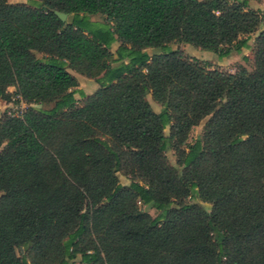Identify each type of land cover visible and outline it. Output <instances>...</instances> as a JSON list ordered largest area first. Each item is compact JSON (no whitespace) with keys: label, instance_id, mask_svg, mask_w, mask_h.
<instances>
[{"label":"trees","instance_id":"trees-1","mask_svg":"<svg viewBox=\"0 0 264 264\" xmlns=\"http://www.w3.org/2000/svg\"><path fill=\"white\" fill-rule=\"evenodd\" d=\"M260 26L251 70L169 46L224 58ZM69 69L98 88L76 90ZM12 94L52 105L0 117V264H264V9L0 0V100Z\"/></svg>","mask_w":264,"mask_h":264},{"label":"rangeland","instance_id":"rangeland-1","mask_svg":"<svg viewBox=\"0 0 264 264\" xmlns=\"http://www.w3.org/2000/svg\"><path fill=\"white\" fill-rule=\"evenodd\" d=\"M12 3H30L32 0H8ZM235 1L238 3H241L242 0H229ZM248 7L252 9H264V0H248ZM89 18L91 20H97L101 21L103 18L100 15H89ZM262 28L260 26L255 32L251 33L249 35L248 40V47L242 48L240 52H231V54L224 58H219L216 53H213L211 51L203 50L198 47L192 46L191 44L185 43V42H172L169 44V46L173 49H179L183 54H185L187 57L196 60V62L204 67L205 69H223L225 71H228L229 73H234L238 68L241 66L246 68L247 70H251L252 68V45H253V38L257 34V32ZM112 51H115L116 45L111 46L110 48ZM151 52V50H149ZM69 71L72 74L76 75L78 86L76 90H79L83 92L84 95H89L95 91V89L98 88V84L94 81L93 78L86 77L84 75H81L79 73H76L69 69ZM9 90L11 92L14 91L13 87H9ZM145 97H147V101L150 103L152 108L155 111L159 110V105L155 103L151 97V94L148 95L145 94ZM75 98L77 100L76 105H80L84 99V97H81L78 92L75 93ZM52 105V103L47 104H26L24 102H21L18 100V96L15 94H12L11 99L9 101L7 100H0V117L3 116L6 113H13L19 115L23 110H25L28 106H32L35 108H49ZM204 124V120L199 123V125L192 127L189 135H188V141L192 142L196 138H198L202 133V126ZM168 132V128L165 129V133ZM167 157L171 164H174L175 157L172 150H168L166 152ZM119 181L126 185L129 183L128 176L123 174H118ZM205 207L208 208L207 204H204ZM140 207L148 212L152 217H156L159 212L153 208L140 205Z\"/></svg>","mask_w":264,"mask_h":264},{"label":"water","instance_id":"water-1","mask_svg":"<svg viewBox=\"0 0 264 264\" xmlns=\"http://www.w3.org/2000/svg\"><path fill=\"white\" fill-rule=\"evenodd\" d=\"M62 21H65L66 20V17H67V14L64 13V12H60V11H57V10H54L53 11Z\"/></svg>","mask_w":264,"mask_h":264},{"label":"built area","instance_id":"built-area-1","mask_svg":"<svg viewBox=\"0 0 264 264\" xmlns=\"http://www.w3.org/2000/svg\"><path fill=\"white\" fill-rule=\"evenodd\" d=\"M20 101H21V100H20ZM21 102H22V101H21ZM20 114H21V113H20ZM20 114H19V115H20ZM16 115H17V114H16Z\"/></svg>","mask_w":264,"mask_h":264},{"label":"crops","instance_id":"crops-1","mask_svg":"<svg viewBox=\"0 0 264 264\" xmlns=\"http://www.w3.org/2000/svg\"><path fill=\"white\" fill-rule=\"evenodd\" d=\"M75 77H76V75L75 74H73Z\"/></svg>","mask_w":264,"mask_h":264}]
</instances>
